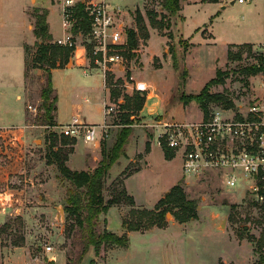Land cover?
Here are the masks:
<instances>
[{"label": "rangeland", "instance_id": "obj_1", "mask_svg": "<svg viewBox=\"0 0 264 264\" xmlns=\"http://www.w3.org/2000/svg\"><path fill=\"white\" fill-rule=\"evenodd\" d=\"M234 1L181 0V11L170 16L162 9L163 0H106L120 9L118 16L127 31H137L136 18L140 14L149 38L140 34L137 52L128 60L124 73L107 74L112 84L110 92L116 89L120 96L112 100L109 94L115 110L111 116L105 117V121L99 81L90 80L88 84L81 85L82 89L72 96L73 101L61 83L62 100L73 102L77 109L75 113H81L87 123L100 127V146L96 152L88 147V162L94 160L93 156L101 158V143L105 142L111 148L122 130L113 125L114 120L119 124L120 104L125 96L132 97L136 92L124 88L126 81L147 83L159 98L163 118L169 121L197 122L203 119L200 107L194 101L184 105L181 96L199 94L219 70L227 77L222 84L212 87L211 92L230 99L235 106L232 112L240 115L241 109L246 112L256 101L264 98V73L248 77L243 72L246 67L260 64L264 58V46L251 44V50L242 46L264 42V0H256L251 5H233ZM28 4L32 25H35V11L43 9H47L52 19L60 24L61 0H0V18L10 14L19 17ZM149 13L157 14V21L164 16L165 27H153ZM182 35L186 38L194 36L185 40ZM208 39L212 44H208ZM84 42L81 37L79 43ZM227 43L240 45L229 46L226 50ZM35 50L34 46L30 49L31 60L36 55ZM229 50L233 54L240 52V59L229 60ZM86 52L92 57L91 51L88 55L87 48ZM92 65L95 66L94 61ZM41 74L34 70L27 79L26 123L32 131L36 130L34 136L37 141L31 145L24 174L10 185L25 188L23 209L20 214H0V264H66L72 251L71 241L64 234L67 216L65 184L61 185L57 179L56 166L46 162L53 134L60 136L62 128L39 126L44 114L41 90L45 85V75ZM87 97L90 99L88 103L85 102ZM29 106L35 111L29 110ZM218 108L222 107L212 105L211 112ZM10 109L11 102L0 101V121L11 117ZM146 114L145 111L131 118L133 126L128 143H133L131 153L127 159L122 157L110 170L104 199H110L113 183L123 180L125 185L128 179L125 175L131 173L134 176L127 182L129 195L134 197L138 209L153 210L178 180L176 185L184 190L187 199L197 203L198 218L180 223L178 217L183 216V211L169 209L162 226L149 229L155 231L130 234L128 249L110 247L101 251L100 257H96L91 249L82 264L91 261L95 264H259L261 257L264 259V180L257 179L251 185L243 181L240 187L230 189L225 173L221 171H206L200 177L186 179L179 155L168 161L163 149L147 145L153 132L144 122L151 123L154 118ZM70 116L71 110L67 108L63 118L69 119ZM104 125L109 126L107 132L102 128ZM79 139L84 141L82 136L75 140ZM83 141L79 142L69 165L77 170L92 169L96 164H86ZM13 166L18 167V163ZM118 172L120 174L116 176ZM5 173L0 170V176ZM255 186L259 187L258 193L251 189ZM118 208L123 210L122 219H128L131 208L126 205ZM104 216L100 219V232L106 229ZM112 219L118 231L121 224L116 212ZM46 246L54 249L51 255L45 253ZM49 256H54L57 262H49Z\"/></svg>", "mask_w": 264, "mask_h": 264}, {"label": "trees", "instance_id": "obj_2", "mask_svg": "<svg viewBox=\"0 0 264 264\" xmlns=\"http://www.w3.org/2000/svg\"><path fill=\"white\" fill-rule=\"evenodd\" d=\"M163 11L170 16H176L181 11V0H163ZM150 15V23L153 27L163 29L165 27V17L162 16L159 21L157 14ZM48 11L46 9L36 10L33 18H35L34 36L36 42V55L31 60L30 47L26 46V81L31 70L40 69L45 75V85L41 90V99L43 101L42 122L39 126L57 127L55 121L57 111L58 96L52 83V71L55 69H64L71 58L75 48L58 46L54 43L53 37L49 32L47 22ZM72 21L74 22L72 34L74 36L81 35L85 40L90 31V23L85 6L79 3L73 9ZM137 31L128 30V47L123 50L125 57L130 60L137 52L139 46L140 34L144 38H149L146 33V26L140 14L136 18ZM85 43V42H84ZM88 55L90 46L85 44ZM244 47L252 49L251 44H244ZM240 53V52H239ZM233 54L228 51V59L234 61L240 59L241 55ZM89 57V56H88ZM92 67H94L92 65ZM243 72L248 77L257 76L264 73V58H261L260 64L246 67ZM224 73L217 71L216 76L211 79L201 90L199 94L181 96V102L184 105L194 101L202 110L203 118L208 119L211 113V106H221L225 110L235 108L230 99L225 95L215 94L211 92L212 87L220 85L224 82ZM107 85L112 88V84L107 79ZM120 96V92L116 89L111 90V99ZM146 103V95L135 92L132 97L125 96L124 102L120 104L121 114L118 117L119 124L114 120L115 126L121 127V131L116 136V142L108 148L105 142L101 143V160L97 167L87 171H73L68 166L70 155L74 152V146L77 141L74 138L61 134L57 136L53 134L49 148L46 154L47 165H55L57 168V179L61 185L65 184V213L66 220L64 224V234L71 241L72 251L67 257L66 264H82L85 257L91 249L94 250L95 256L100 257L101 251L110 247L128 249L130 239L128 233L147 231L155 226L161 227L166 218V211L173 208H179L183 211V216L178 217L180 223H187L198 218L197 203L187 199L184 190L179 186H174L159 202L153 210L138 209L134 197L129 195L123 180H117L113 183L111 197L104 199V189L106 180L109 177L110 170L117 162L126 156V146L129 143V137L132 133V117L139 114ZM117 119V118H115ZM150 146V144H147ZM148 148V147H147ZM166 160L171 161L175 158V153L169 149H163ZM133 174H126L131 177ZM122 205L129 206L131 211L129 218L122 219L123 235H117L104 229L98 231L101 216L106 215L112 207H120ZM105 222V221H104ZM106 223V222H105ZM89 264H95L91 261ZM259 264H264L261 257Z\"/></svg>", "mask_w": 264, "mask_h": 264}, {"label": "built area", "instance_id": "obj_3", "mask_svg": "<svg viewBox=\"0 0 264 264\" xmlns=\"http://www.w3.org/2000/svg\"><path fill=\"white\" fill-rule=\"evenodd\" d=\"M255 1L235 0V3L251 5ZM79 3L84 4L90 23L89 35L82 44L85 48V44L90 46V66L94 61L92 68L102 70L106 81L108 73H124L128 59L123 50L128 47V31L119 19L120 9L106 0H61L63 28L68 33L54 43L76 50L78 44L72 34V13ZM124 88L145 94L146 99L151 93V87L138 80L126 81ZM28 108L35 111L31 106ZM114 110L113 106L106 108V116H111ZM240 113L218 108L210 113L208 119L184 122L169 121L151 111L146 115L154 119L144 124L153 129L155 147L169 148L180 156L186 179L200 177L206 171H221L225 173L227 186L236 189L243 181L250 184L257 179L264 180V98L256 101L246 112L241 109ZM98 128L74 120L62 127L61 134L75 139L82 136L86 143H95L99 137ZM102 128L107 132L109 126ZM251 189L258 193L259 187ZM44 250L48 255L54 251L51 246ZM48 261L57 262V259L49 256Z\"/></svg>", "mask_w": 264, "mask_h": 264}, {"label": "crops", "instance_id": "obj_4", "mask_svg": "<svg viewBox=\"0 0 264 264\" xmlns=\"http://www.w3.org/2000/svg\"><path fill=\"white\" fill-rule=\"evenodd\" d=\"M29 4L24 7L19 17L18 15L10 14L9 16L6 15L5 18L4 16L0 18V101L11 102L12 105V109L9 110L11 117L8 118V120L0 121V170L6 172L4 176H0V214H4L6 212L20 214L21 210L23 209L22 203L25 202L26 196L25 188H13L10 185H12L13 181H15L18 176L24 174L26 168V159L28 157V154H31V145L32 143H35L37 141L34 136L36 135V130L32 131L26 123L25 102L27 81L25 76V48L26 46L32 48L36 42V38L33 33L34 25H32L31 17L27 12L29 9ZM52 7L55 6L52 5ZM47 22L49 26V32L53 37V41L62 39L68 33L63 28L62 15L59 24V22L52 19L48 11ZM197 30L196 32H199ZM193 36L194 35H192V37ZM81 37V35L74 36L78 46L76 50L72 53L68 65L64 69H55L52 71V83L58 96L57 111L55 117V121L58 126L56 128H62L64 126L70 125L73 123L74 120H77L78 123L83 125L99 126L96 124L87 123L82 117L81 113H75L77 110L76 105L73 102L71 103V101H73L72 96H76V91L81 90V87H83L81 85L88 84V81L90 80H93L95 82L99 81V85H101L100 88H102V106L104 107V121L106 117V108L113 105L109 97V94L111 95V92L109 90L110 87L107 85L106 77L104 76L102 70L92 68L90 66L86 48L82 45L83 43H79ZM182 37L185 40L192 38H186L184 35H182ZM214 39H212V41H214ZM208 40L210 41V43L208 44H212L211 40ZM191 44L195 45L192 42ZM249 44L264 46V42ZM232 45L240 44L227 43L226 50L229 46ZM34 70L39 71V73H43V71L40 69H33L31 70L30 75ZM61 83L64 84L66 86V90L69 91V99L71 98L70 103H65V101L62 100V96H64V93H62L63 89ZM89 101L90 99L87 97L85 99V102L88 103ZM107 104H109V106ZM67 108L71 110V116L69 119H64V111ZM145 111L147 113L154 111L155 116H164V113L160 111L159 98L157 95L153 94V92H151L148 96V99H146L145 107L140 113H144ZM152 136L150 145L153 149H155L156 147L153 145ZM80 141L83 140H77V143L74 146V152L77 151ZM131 144L133 143L130 142V144H128V146L126 147V156L124 157L125 159L130 156V149L132 146ZM99 146V137L95 143H86L83 141V157L86 161V164L90 166V164L96 163L94 167H91L92 169L87 170L95 169L101 160L100 157L93 156L94 160L88 162L86 156L88 147H92V152H96V149L97 147L99 148ZM152 153L153 150L151 151L150 155ZM72 154L70 155L69 161L67 163L68 167L73 156ZM16 163H18V167L13 166ZM88 165L87 167H89ZM69 168L73 171H87L77 170L72 167ZM118 174H120V172H118L116 176H118ZM129 179L130 177L125 181V187L128 193L129 191L127 189V182ZM177 182L178 180L173 184V187L177 184ZM114 212L117 213L121 224L120 228L118 227V231H116L117 227L112 219V215ZM122 217L123 210L121 211L118 207H112L111 209H109L108 213L104 216V221L106 222V229L112 233L115 232V234L117 235H123L125 231L122 226ZM153 231H155V229L146 231L145 233H151ZM132 233L133 232L128 233V236Z\"/></svg>", "mask_w": 264, "mask_h": 264}, {"label": "water", "instance_id": "obj_5", "mask_svg": "<svg viewBox=\"0 0 264 264\" xmlns=\"http://www.w3.org/2000/svg\"><path fill=\"white\" fill-rule=\"evenodd\" d=\"M232 4L234 5L235 4V1L232 2ZM60 212L64 215V210L63 209L60 208ZM62 221H64V217H62ZM245 229H247V227H245Z\"/></svg>", "mask_w": 264, "mask_h": 264}]
</instances>
